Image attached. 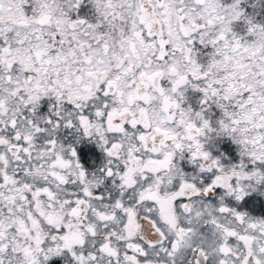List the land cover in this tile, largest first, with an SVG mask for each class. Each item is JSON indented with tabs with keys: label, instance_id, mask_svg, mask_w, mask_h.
I'll return each instance as SVG.
<instances>
[{
	"label": "snow or ice",
	"instance_id": "1",
	"mask_svg": "<svg viewBox=\"0 0 264 264\" xmlns=\"http://www.w3.org/2000/svg\"><path fill=\"white\" fill-rule=\"evenodd\" d=\"M0 264H264V0H0Z\"/></svg>",
	"mask_w": 264,
	"mask_h": 264
}]
</instances>
